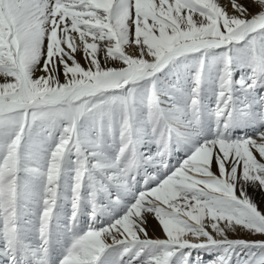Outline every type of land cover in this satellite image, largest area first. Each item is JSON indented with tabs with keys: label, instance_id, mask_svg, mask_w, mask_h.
Returning a JSON list of instances; mask_svg holds the SVG:
<instances>
[{
	"label": "snow or ice",
	"instance_id": "1",
	"mask_svg": "<svg viewBox=\"0 0 264 264\" xmlns=\"http://www.w3.org/2000/svg\"><path fill=\"white\" fill-rule=\"evenodd\" d=\"M0 264H264V0H0Z\"/></svg>",
	"mask_w": 264,
	"mask_h": 264
},
{
	"label": "rangeland",
	"instance_id": "2",
	"mask_svg": "<svg viewBox=\"0 0 264 264\" xmlns=\"http://www.w3.org/2000/svg\"><path fill=\"white\" fill-rule=\"evenodd\" d=\"M154 224H155V222L153 221V225H154ZM150 234H153V232L150 231ZM155 234H156V235H159V231H158V229L155 230ZM257 238H258V237H257Z\"/></svg>",
	"mask_w": 264,
	"mask_h": 264
}]
</instances>
